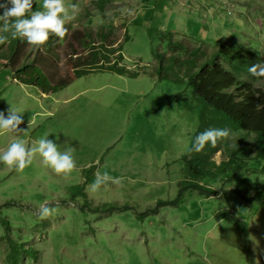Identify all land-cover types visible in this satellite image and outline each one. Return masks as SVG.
<instances>
[{
	"label": "rangeland",
	"instance_id": "1",
	"mask_svg": "<svg viewBox=\"0 0 264 264\" xmlns=\"http://www.w3.org/2000/svg\"><path fill=\"white\" fill-rule=\"evenodd\" d=\"M43 2L34 0L32 11H44ZM64 4L73 17L65 24L94 43L83 45L69 30L55 51L59 74L71 78L49 94L0 70V111L12 107L24 121L23 131L0 130V155L14 141L31 148L48 137L58 151L72 150L76 168L57 174L39 153L22 172L0 161V264H10L11 245L21 247L17 264H264V203L224 195V187L264 189V162L254 147L238 156L245 164L230 183L223 182L228 172L197 176L218 195L186 190L179 197L180 182L204 160L232 158L235 131L196 101L183 68L167 59L170 34L208 51L225 44L235 59L219 62L264 88L248 70L264 63V0ZM74 50L84 62L96 53L100 64L75 75ZM156 53H166L163 65ZM208 128H228L230 136L217 152L208 145L190 152ZM105 173L121 183L109 180L92 192ZM41 205L55 212L41 219Z\"/></svg>",
	"mask_w": 264,
	"mask_h": 264
},
{
	"label": "trees",
	"instance_id": "2",
	"mask_svg": "<svg viewBox=\"0 0 264 264\" xmlns=\"http://www.w3.org/2000/svg\"><path fill=\"white\" fill-rule=\"evenodd\" d=\"M0 8V15L3 14ZM31 13H28L30 16ZM67 37L69 30L71 34L81 39L83 45L94 43L88 32L79 29H70L68 24ZM0 35L8 36L5 43L0 44V70H9L13 80L21 85L33 86L38 88L43 94L57 91L71 78V75L62 76L58 72L59 63L57 61L56 47L61 40L54 34L49 35L48 41L42 46H33L21 38H12L10 33L3 31V21H0ZM169 41V52L167 59L173 64L183 68L187 84L191 88V93L199 104L204 108H209L213 112L226 118L231 124V129L235 131L234 155L226 161L218 164L215 161L204 160L198 167L199 171H193L190 179H185L179 185V197L184 191H197L200 195L207 198L218 195L219 193L208 185L201 184L197 176H206L213 171H217V177L221 173H227V178L223 179L230 183L232 178L242 173V165L245 162L238 161V156H244L253 147L256 149L257 157L264 162V88L255 86L247 78H241L236 73L227 69L219 57L235 59L234 49L225 44L210 47L203 42L189 45L183 38H175L172 34L167 36ZM209 52V53H208ZM163 65L166 53L154 54ZM206 55L207 57H204ZM75 62L71 70L75 75L85 72L86 67L100 64L96 53H93L91 61L84 62L79 53L74 50L72 55ZM2 67V68H1ZM85 67V68H83ZM83 68V69H82ZM113 70L121 72L120 67ZM264 80V77H259ZM220 144V143H219ZM211 146L210 144L208 145ZM219 145L213 149L216 152ZM209 149V148H207ZM217 167L218 169H216ZM196 169V168H195ZM247 169L246 171H248ZM213 175V174H212ZM210 176V175H208ZM212 177V176H211ZM227 196L237 195L245 202L254 199L264 203V189L255 188L253 192L244 191L239 186L233 188L224 187ZM21 247L12 246L9 254V263L17 264Z\"/></svg>",
	"mask_w": 264,
	"mask_h": 264
},
{
	"label": "clouds",
	"instance_id": "3",
	"mask_svg": "<svg viewBox=\"0 0 264 264\" xmlns=\"http://www.w3.org/2000/svg\"><path fill=\"white\" fill-rule=\"evenodd\" d=\"M34 0H6L0 3V8L4 9L0 15L3 21V31L10 33L12 38H21L33 46H42L50 34H54L63 39L67 34L65 22L73 17L69 15L68 8L65 7L64 0H44V11H32ZM9 4L11 5L9 7ZM73 11L76 5L70 6ZM28 13H31L28 16ZM8 36L0 35V44L5 43ZM249 73L256 77H264V63H257L249 66ZM23 115L12 107L8 109L7 115L0 111V130L4 132L23 131L19 126L23 123ZM231 130L228 128H208L195 137V141L189 149L190 152L200 153L206 145L216 147L218 141L228 138ZM71 149L64 152L58 151V146L48 137L41 138L38 146L27 148L23 140H17L10 144L7 150L0 155V161L9 167H15L18 172H22L29 166L34 156L39 153L43 157L45 165L54 169L57 174H69L76 168V163L71 155ZM111 180L115 184L121 183L120 179L112 178L107 173L103 177L97 175L90 190L96 192L102 184ZM54 208L41 205L39 215L45 219L53 215ZM254 253L256 248L253 249Z\"/></svg>",
	"mask_w": 264,
	"mask_h": 264
}]
</instances>
